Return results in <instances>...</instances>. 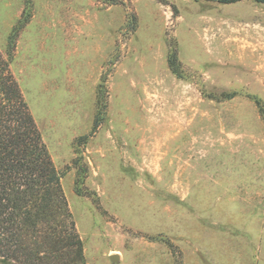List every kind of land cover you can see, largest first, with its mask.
Segmentation results:
<instances>
[{"label":"rangeland","instance_id":"obj_1","mask_svg":"<svg viewBox=\"0 0 264 264\" xmlns=\"http://www.w3.org/2000/svg\"><path fill=\"white\" fill-rule=\"evenodd\" d=\"M13 31L86 264H264V3L0 0Z\"/></svg>","mask_w":264,"mask_h":264},{"label":"trees","instance_id":"obj_2","mask_svg":"<svg viewBox=\"0 0 264 264\" xmlns=\"http://www.w3.org/2000/svg\"><path fill=\"white\" fill-rule=\"evenodd\" d=\"M15 32L6 56L0 50V264H86L83 241L62 187L63 174L11 68ZM175 63L173 55L172 68ZM232 97L223 94L218 100ZM253 101L262 111L260 101Z\"/></svg>","mask_w":264,"mask_h":264},{"label":"water","instance_id":"obj_3","mask_svg":"<svg viewBox=\"0 0 264 264\" xmlns=\"http://www.w3.org/2000/svg\"><path fill=\"white\" fill-rule=\"evenodd\" d=\"M109 260H110L111 262L115 263V262H118L119 257H118L117 254H113V255H111V256L109 257Z\"/></svg>","mask_w":264,"mask_h":264}]
</instances>
